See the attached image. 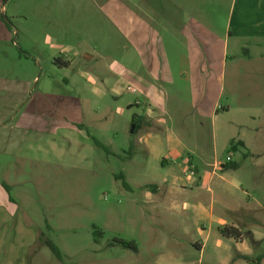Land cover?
I'll return each mask as SVG.
<instances>
[{"label": "rangeland", "instance_id": "1", "mask_svg": "<svg viewBox=\"0 0 264 264\" xmlns=\"http://www.w3.org/2000/svg\"><path fill=\"white\" fill-rule=\"evenodd\" d=\"M132 1L0 0V78L30 84L20 113L58 121L55 132L34 137V148L24 151L28 156L0 155V195L14 206L0 227V264H221L226 257L225 264H248L237 257L241 247L217 231V219L240 226L253 261L264 253V142L246 150V157L230 148L220 153L219 162L228 168L217 171L225 182L223 191L217 189V219L202 222L203 251L180 237L181 222L150 206L136 207L129 198L130 192L140 199L145 191L171 189V177L179 172L187 203L208 206L210 194L197 187L186 155L182 173V156L176 166L147 164L138 143L147 132L168 135L156 129L160 120L189 147L201 143L206 160L194 164L211 171L204 164L212 153V121L189 104L204 95L209 78L208 96L220 93V106L253 114L264 141V39L247 35L264 31V1L136 0L134 14L144 20L141 10H149L152 16L151 35L139 21L134 27ZM180 17L193 19L185 23L199 40L193 42L184 25L172 20ZM186 46L194 47L190 63ZM67 60L73 61L69 68ZM149 94L166 99V115L148 113ZM220 114L218 126L231 124L232 116ZM229 156L238 169L230 167ZM251 232H258V244ZM41 234L59 248L63 261L39 243ZM191 236L205 239L196 229ZM120 241L134 242L138 252Z\"/></svg>", "mask_w": 264, "mask_h": 264}, {"label": "crops", "instance_id": "2", "mask_svg": "<svg viewBox=\"0 0 264 264\" xmlns=\"http://www.w3.org/2000/svg\"><path fill=\"white\" fill-rule=\"evenodd\" d=\"M263 1L264 0H260L261 6ZM131 5L134 8H130V14L133 18L132 21L134 22V27H138L137 22L139 21L141 22V24H143L142 27L144 31L146 30V32H150L149 34L151 35L153 29L151 28L149 21L152 20V16L150 15L149 10H147L148 12L141 10L142 17L144 18V20H142L140 17H137V15L134 14V10L138 9L137 1L133 0ZM172 20L178 22L180 21L184 25L183 29H187L186 32L188 36L192 38L193 42L195 39L199 40L197 36L198 34H194V32L196 33V31H194V28H190L185 23L186 20L189 22H194L191 21L193 19L190 18L184 20L183 17H180L173 18ZM182 24L179 25L180 28H182ZM247 35H253L257 38L262 37L264 39V31H258L256 33L249 32ZM174 39H176V43H178V45L185 48V43L183 40L182 42L180 38ZM136 40L137 39L134 36V47L138 46ZM149 45V43H145L144 47L148 48ZM193 50L194 47L191 46H186V49H184L187 54L189 63L193 60ZM75 54L78 55V52H76ZM222 58H227L225 51L223 52ZM58 61L59 60H55V63H58ZM72 63L73 61L71 60L63 62L66 68L72 66ZM211 80L212 78H209L206 80V83H204L206 93L204 92V95L202 97H197V99L195 98L193 99V101L189 102L193 113L200 115L203 119L206 118L212 121V153L210 159L204 164V166L206 168L209 167L211 171L205 169L199 171L198 165L194 164L196 160L201 163L206 160L204 146L201 145V143L196 142L194 147L191 148L186 145L185 142L180 138L172 137L171 134H173L174 131H172L171 128H167L166 126H164V124L162 125L163 122L160 120H158V123L161 125H157L158 128L156 129L168 135L165 138H162L159 134L156 135L153 132H147L142 140L138 143L142 144L145 149V155L148 158L147 164L151 162L157 163L163 167H169L171 166V164L176 166V164H174L175 161H177L179 157L182 156L181 163H179L178 165V167H182L184 166L183 157L184 155H186L190 174L196 173L198 175L200 184H198L197 187L199 188V190H202V188L205 189L210 194L208 206V202L198 201L197 205H193L189 202L187 203L189 199L185 198L184 196L186 187L183 185L185 179L182 176L180 177L178 175L179 172H175V174H173L171 177V189L163 191L162 189H157L155 191H145L141 194L140 199H138V195L136 193L134 194V192H130L129 195V198H131V203L136 207L143 208L145 206L148 208V206H150V209L158 213V215H167L170 219L173 218L174 222H181L184 226L185 231L180 237L187 238L188 240H193L194 245H196V247L200 249V251H203V246L205 245L204 241L207 238L205 236V231H203L205 229V226L202 222L205 219L208 221L217 219L214 212L217 189L223 191L222 183L225 182L224 175H219L217 171L220 170V172L224 173L225 169H222L221 166H223V168H228V164L219 162L220 153L225 149L230 148L231 145L236 144L240 146L235 153H242L244 156L246 150L252 151L256 147L260 148L264 142L263 140L258 138V128L256 127L257 119L253 114L251 115L250 113H248L247 111H243L242 109H233L229 106H220L218 102L221 99L219 95L220 93L217 95L213 94L212 96H208ZM29 86L30 84L28 82H23L19 79L10 80L6 78H0V155H10L14 157L23 155L24 157H26L29 155V153L24 154V151L29 152L31 148H34L32 144L37 142L34 137H37L40 134L47 135L50 132H55L56 128L58 127V121L54 116L52 118L49 116H41L38 113L19 112V106H22L25 103L23 101L26 98ZM145 97L147 100H149L150 109L148 110V113H151L153 117L158 119L168 112L166 108L167 101L166 99H163V97L155 99L151 94L146 95ZM177 100H179L180 102H184L181 96L177 97ZM156 110L160 111V113L155 114ZM171 111L173 112L174 108ZM223 112L226 116H232L233 120L229 125L218 126V120L221 119V117H224V115L220 114ZM178 113H180V110H178ZM201 126L204 128V123H202ZM134 133H136V131ZM218 135L223 136L218 137ZM230 157L232 159L233 156ZM231 163H235L233 162V159ZM181 169H183V167L179 170L184 173ZM217 178L220 182L218 184H216ZM186 181L188 180L186 179ZM167 183V179H164L163 184ZM1 192L2 191L0 189V193ZM0 196V227H2V221L7 219V217L10 215L9 213L12 211V207L14 206L10 203V200H8L9 198H6L5 194ZM224 208L227 207L225 206ZM228 211L231 212V209L228 208ZM142 214L145 217V214ZM217 221H219L222 226L234 227L240 230V226L237 225L233 220L217 219ZM195 229L198 233L197 237H204L205 239L198 240L197 238L192 237L191 231H194ZM218 229L219 227L217 228V231ZM251 234L253 236L254 242L258 244L260 242V239H256V235H258V232H251ZM223 239L229 241L234 240L235 244L241 247V250H237V257L238 255L250 256V247L245 239ZM134 245L136 246V250L131 251L137 253V245L135 243ZM228 260L229 258L226 257L221 261V264L227 263Z\"/></svg>", "mask_w": 264, "mask_h": 264}, {"label": "trees", "instance_id": "3", "mask_svg": "<svg viewBox=\"0 0 264 264\" xmlns=\"http://www.w3.org/2000/svg\"><path fill=\"white\" fill-rule=\"evenodd\" d=\"M94 142H95L96 145L100 146V143H98L96 141H94ZM239 146L240 145H236V144L235 145H231L230 152H233V153L237 152ZM230 167L236 169L237 168V164L231 163ZM1 186L3 187L4 190H6L7 193H9L10 187L8 185H6L5 183H1ZM124 186H127V184L124 183ZM9 199H10V202H12V199L10 197H9ZM218 232L220 233V235L223 238H226V239H230V238L235 239V240L244 239L243 233L239 229H236L234 227H225V226L224 227H219ZM95 235H96V237H101L102 236V232L101 231H96ZM39 243H41L44 246H47L51 250V252L57 257L58 260L63 261L64 257L62 255L61 251L59 250V248L49 238H47L43 234H41L39 236ZM119 244L122 245L126 249L133 250V251L136 250V246L134 245L133 242L120 241ZM238 259L244 260L248 264H261L263 259H264V253L262 255L258 256L255 259V261H253L251 259V257L247 256V255H238Z\"/></svg>", "mask_w": 264, "mask_h": 264}, {"label": "built area", "instance_id": "4", "mask_svg": "<svg viewBox=\"0 0 264 264\" xmlns=\"http://www.w3.org/2000/svg\"><path fill=\"white\" fill-rule=\"evenodd\" d=\"M231 161H232V160H231L230 156L227 157V162L229 163V162H231Z\"/></svg>", "mask_w": 264, "mask_h": 264}, {"label": "water", "instance_id": "5", "mask_svg": "<svg viewBox=\"0 0 264 264\" xmlns=\"http://www.w3.org/2000/svg\"><path fill=\"white\" fill-rule=\"evenodd\" d=\"M134 132V129L132 130V133Z\"/></svg>", "mask_w": 264, "mask_h": 264}]
</instances>
